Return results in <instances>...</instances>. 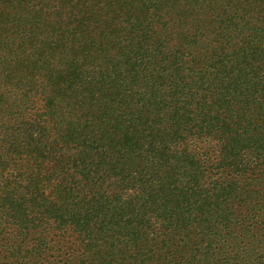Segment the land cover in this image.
<instances>
[{
	"label": "trees",
	"instance_id": "16d2710c",
	"mask_svg": "<svg viewBox=\"0 0 264 264\" xmlns=\"http://www.w3.org/2000/svg\"><path fill=\"white\" fill-rule=\"evenodd\" d=\"M0 264H264V0H0Z\"/></svg>",
	"mask_w": 264,
	"mask_h": 264
}]
</instances>
